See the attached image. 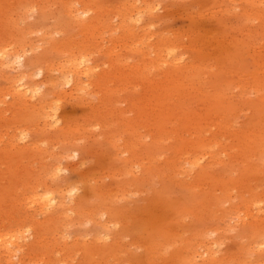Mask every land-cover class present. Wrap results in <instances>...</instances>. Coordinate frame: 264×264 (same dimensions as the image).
I'll use <instances>...</instances> for the list:
<instances>
[{
	"label": "rangeland",
	"instance_id": "374dc122",
	"mask_svg": "<svg viewBox=\"0 0 264 264\" xmlns=\"http://www.w3.org/2000/svg\"><path fill=\"white\" fill-rule=\"evenodd\" d=\"M262 1L0 0V264H264Z\"/></svg>",
	"mask_w": 264,
	"mask_h": 264
},
{
	"label": "bare ground",
	"instance_id": "6f19581e",
	"mask_svg": "<svg viewBox=\"0 0 264 264\" xmlns=\"http://www.w3.org/2000/svg\"><path fill=\"white\" fill-rule=\"evenodd\" d=\"M253 1V3L257 2V0H251ZM261 3H264V0L261 2ZM88 6V5H86ZM123 7V10L119 12V15H121V18H122V23L124 24L125 27H127V30L129 31H132L133 29H135L137 27L136 24H138L139 22H141V19H142V16L144 15L143 13L144 10H141V8H139L138 6H134L133 8V3L129 4L127 7L126 6H122ZM130 12V13H129ZM89 15V10H87L86 8H82L81 10L79 9H70V12H69V16L70 18L72 17L73 19L77 20V21H80V22H85L87 24H91V27H94V26H99L101 24H103V21L101 19V15L100 16H95V17H92L90 18ZM261 22L262 24L264 25V17H261ZM104 25V24H103ZM131 26H134L131 28ZM131 28V29H130ZM139 29V28H138ZM145 29V28H144ZM143 29V30H144ZM168 52V55L170 57L174 56L171 52V50H167ZM21 56V55H20ZM69 58L65 59V67L64 69H62V73L60 74V77L56 80H53L52 82L53 83H59L58 84V87L61 88V91L63 89V87H70V89L72 90L74 88L75 85H77V87L79 85H82L83 82L81 81V78L85 77L88 81H93L95 75H93L95 72H94V68H92L88 62L85 60V56H72L73 58H70L71 56H67ZM18 55H17V60H18ZM15 59V58H14ZM13 59V60H14ZM21 60V59H20ZM88 60V59H87ZM0 61H1V64H6L7 61H8V54L5 52V53H0ZM19 61V60H18ZM17 61V63L19 64V62ZM174 62L177 61V59H174L173 60ZM15 62V61H14ZM13 61H11V66L14 65ZM23 62V61H22ZM9 63V62H8ZM7 63V66H9ZM90 63V62H89ZM21 65V64H20ZM16 65H14L15 67ZM64 66V65H62ZM61 66V67H62ZM17 67V66H16ZM20 78V77H19ZM84 78V79H85ZM17 79V78H16ZM24 77L21 79L23 81ZM21 82V81H20ZM18 82V83H20ZM77 82V84H76ZM22 83L20 84V87H21ZM24 85V84H23ZM22 85V86H23ZM15 94L17 97L19 98H23V99H32L36 96L37 94V90L36 89H32V88H28V89H25V88H20L19 87L16 89L15 91ZM54 121V120H53ZM57 121V120H56ZM22 140V139H21ZM44 190V189H43ZM36 192V191H35ZM72 192V191H71ZM41 194V193H40ZM46 194V193H45ZM36 195V194H35ZM34 201V200H33ZM31 201V202H33ZM57 200L55 197L53 196H49V194H46L44 195L42 193V195H38L36 196V200H35V204H37V207L39 208V210L43 213H47V211L49 212V209L53 208L54 204L56 205L57 204ZM59 203V202H58ZM58 205V204H57ZM35 209V208H34ZM32 211V210H31ZM34 211V210H33ZM53 218V217H52ZM10 229V228H9ZM12 231V230H11ZM22 231V230H21ZM15 232V231H13ZM26 232V231H25ZM6 235V234H5ZM4 235V236H5ZM12 236H13V233H12ZM11 236V237H12ZM14 236H17V235H14ZM13 236V237H14ZM20 236V235H19ZM3 237V236H2ZM18 238V237H17ZM23 238V237H22ZM21 239V238H20ZM4 241V239H3ZM7 241V240H6ZM10 241V240H9ZM18 241V239H16V242ZM24 241V240H23ZM22 242V241H21ZM20 242V243H21ZM8 243V242H7ZM215 243V242H214ZM14 244V242H13ZM4 245V244H2ZM0 244V246H2ZM11 245V244H9ZM18 245V244H17ZM16 245V246H17ZM14 247V246H12ZM1 250L3 249L2 247H0ZM18 248V247H17ZM208 248V247H207ZM12 248L4 245V250L7 251L8 254H11L13 253V251H11ZM16 249V248H15ZM14 249V250H15ZM19 249V248H18ZM20 249H21V246H20ZM19 251V250H18ZM209 249H208V253H209ZM3 253V251H2ZM0 253V255L2 254ZM17 253V252H16ZM207 253V254H208ZM4 255H5V251H4ZM4 255H1V256H4ZM13 255H11L12 257Z\"/></svg>",
	"mask_w": 264,
	"mask_h": 264
}]
</instances>
